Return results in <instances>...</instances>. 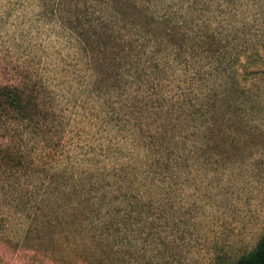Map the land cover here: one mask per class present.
I'll return each mask as SVG.
<instances>
[{
  "label": "rangeland",
  "instance_id": "obj_1",
  "mask_svg": "<svg viewBox=\"0 0 264 264\" xmlns=\"http://www.w3.org/2000/svg\"><path fill=\"white\" fill-rule=\"evenodd\" d=\"M226 1L0 0V264H236L256 249L264 0ZM229 10L239 61L207 45ZM137 32L160 48L148 93ZM193 85L217 96L183 111ZM16 87L27 119L2 95Z\"/></svg>",
  "mask_w": 264,
  "mask_h": 264
},
{
  "label": "trees",
  "instance_id": "obj_2",
  "mask_svg": "<svg viewBox=\"0 0 264 264\" xmlns=\"http://www.w3.org/2000/svg\"><path fill=\"white\" fill-rule=\"evenodd\" d=\"M154 1L156 3L157 2L158 3H163V2L169 1V0H154ZM209 1H211V4H213V2L215 3L216 1L217 2H219V1L221 2V0H180L181 4L179 6V9H181L182 6H184V3H185L188 8H192L191 6H196V5L199 6V7L202 6V8L198 9L196 11V13L198 11L199 12H203L204 11L203 10V7H204L205 3L209 2ZM223 1H225V3H228V1H226V0H223ZM232 1H234V0H232ZM222 3L223 2H221V4ZM102 4H104L105 7H108L110 9V13H108L109 16L107 17V19H108L107 21H109V22H107L108 24H105V26H106L107 29H110L112 31L114 29V24L116 25V23L114 21V19H116V17H115L116 16L115 7L112 6V5H107L106 6L105 5L106 3H102ZM216 6L217 7H215V8H219L220 9V7L223 6V5L217 4ZM231 11L229 10V13L227 14V16L230 17L229 19H231L230 21L229 20H224V19L221 20L222 22H225V24H226V28H223L224 31L222 29H219L217 31V33L213 31L212 33H214V34H212L211 37L208 38V41H207L208 44L207 45H209V47H212L215 44L218 45V44H221L223 42H226V46L224 47L225 48L224 50L225 51H231L232 49H234V51L237 52V54L235 55L236 60L239 61L240 57H243L242 55H244V52L247 49V47H246L247 46L246 45L247 42L245 41V43L243 45H239L238 43L237 44L231 43L233 40H234V42H240L239 41V39H240L239 38V34L237 32V29H238L237 28L238 19H237L235 13H232ZM208 12H209V14H214L210 10V8L208 9ZM155 14H157V13H155ZM176 14L178 15V13H176ZM170 15L172 16V13H170ZM154 16H156V15H154ZM168 20L170 22L172 21V19L170 18V16H169V19H167L165 21L167 23H169ZM184 24H185V22H184ZM123 27H121V28H123ZM185 27L186 26H182L181 25V27H179L178 29L182 30V28L185 29ZM182 32L184 34H186V33H188V29H186L185 31L182 30ZM133 39H135L134 41L137 44V47H141V50H140L141 51V54H138V56L140 57V56L143 55L145 58L148 59V63H152L153 61L155 62V64L153 63L149 67H146V68L140 67V70H139V68H137V70L141 72L140 75H138V80H139V82L141 84L144 85V88H145L144 91H145V93H148L149 89H153V87H151V86L148 87L149 84H151L149 78L152 77V81L153 80L155 81L157 79V75L156 74L157 73H160V67H159L160 61L159 60L156 61V57L154 56V53L158 54V52H160V48L159 47L156 48L157 46L155 45L153 47V49H152L151 46H150L151 43H152V39L147 38V40H145V37H143L142 36V33H140V32H137L136 33V38L133 37ZM139 43H140V45H139ZM230 45L232 47L231 49H230ZM147 47L151 51H149V49L146 50ZM229 55H231V52H230ZM249 57H252V56H249ZM238 64H240V63H238ZM163 72H165V71H163ZM209 74H210V76L212 75L210 72H209ZM204 75H206V74L204 73ZM192 84H196V81H194V83H192ZM157 85H156V87H157ZM214 91H216V90H215V87L212 86V85H210V86L207 85L206 88L205 87H200V86H194L193 85L192 88L190 87L189 91L187 90V92L184 93V97L183 98L184 99L187 98L186 104H184V105L181 104L178 107L181 108V110H183V111L185 110L186 107L187 108L194 107L195 106L194 103H196V101H197L198 97L200 96V94L201 95L204 94L202 96V98L203 99L204 98L207 99V103L206 104L208 105V103L212 99H215L216 96H217V94ZM197 93H198V95L195 98V94H197ZM2 95L5 98V101H6V103L8 104L9 107H11L13 110L17 111L21 115V117L23 119H27L28 118L29 106H30L31 101L24 98V96H23L24 95V92L20 88H17V87L16 88H4V90L2 91ZM147 97H149V95H147ZM207 105H205V106H207ZM182 107L184 109H182ZM198 108H199V106H198ZM203 110H204V107H203V101H202V104H201L200 108L197 110V113L199 115H201L200 113L203 112ZM205 112H206V110H205ZM236 264H264V236L259 241L256 249L254 251H252L248 256H246L245 258L241 259Z\"/></svg>",
  "mask_w": 264,
  "mask_h": 264
}]
</instances>
